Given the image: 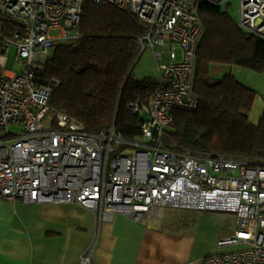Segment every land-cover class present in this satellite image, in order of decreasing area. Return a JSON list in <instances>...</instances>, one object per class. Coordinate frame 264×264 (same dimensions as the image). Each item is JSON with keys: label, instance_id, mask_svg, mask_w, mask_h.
Wrapping results in <instances>:
<instances>
[{"label": "built area", "instance_id": "2783aa9c", "mask_svg": "<svg viewBox=\"0 0 264 264\" xmlns=\"http://www.w3.org/2000/svg\"><path fill=\"white\" fill-rule=\"evenodd\" d=\"M200 1L0 0V198L72 204L99 225L123 215L151 227L168 208L235 211L237 229L188 264H264V165L177 151L164 141L174 112L200 105L194 92L205 33ZM87 2L115 6L147 24L136 64L152 53L156 67L147 78L157 88L129 106L142 116L134 139L116 121L91 133L50 104L60 80L46 75V63L58 45L80 37ZM240 14V26L264 39V0H241ZM17 64L20 74L13 72ZM95 245L76 255L81 264H93Z\"/></svg>", "mask_w": 264, "mask_h": 264}, {"label": "trees", "instance_id": "16d2710c", "mask_svg": "<svg viewBox=\"0 0 264 264\" xmlns=\"http://www.w3.org/2000/svg\"><path fill=\"white\" fill-rule=\"evenodd\" d=\"M205 33L196 62L195 111L177 110L175 124L164 135L177 151L264 165V113L252 112L259 93L236 75L219 76L216 65H238L264 73V39L246 31L228 9L201 0ZM148 32L142 19L112 5L87 2L80 37L58 45L46 63L48 77L60 80L51 106L65 111L91 133H101L116 121L127 139L141 135L140 114L130 104L157 88L151 79L134 77L140 38Z\"/></svg>", "mask_w": 264, "mask_h": 264}, {"label": "crops", "instance_id": "0c3cea01", "mask_svg": "<svg viewBox=\"0 0 264 264\" xmlns=\"http://www.w3.org/2000/svg\"><path fill=\"white\" fill-rule=\"evenodd\" d=\"M155 67L153 55H144L134 67V77L144 80ZM215 214L201 216L198 229L208 228L212 219L217 225ZM230 227L237 229V219ZM198 240L195 234L170 230L168 212L151 227L123 215L99 225L89 210L72 204L0 198V264H81L76 255L94 241L93 264H188L216 246L204 244V234Z\"/></svg>", "mask_w": 264, "mask_h": 264}, {"label": "rangeland", "instance_id": "374dc122", "mask_svg": "<svg viewBox=\"0 0 264 264\" xmlns=\"http://www.w3.org/2000/svg\"><path fill=\"white\" fill-rule=\"evenodd\" d=\"M225 9H228L233 17L240 22L241 14V0H229V2L223 5ZM60 31H54L52 34H59ZM152 54L150 51L145 53V56ZM182 52L179 50V58H181ZM17 56L16 47H12L10 50L9 57L15 58ZM48 58H42L43 61H46ZM167 54H164L163 62H168ZM23 66L17 64L13 68L14 73H22ZM213 71L215 74L220 77L224 74H234L237 78L244 83L245 85L255 89L258 93V99L255 105V108L252 112V121H258L264 113V73L257 72L253 69L238 66V65H216L213 66ZM168 228L170 230L177 229L179 231L183 230L187 234L195 236L201 241L202 234H204L205 240L202 242L205 243H216L220 239L225 238L233 233L230 229L231 225L235 223L237 219V213L235 211H215V210H202V209H183V208H168ZM211 213H216L218 221L217 225L213 224V219L210 221L208 228L203 229L202 231L198 229L199 223L201 222V216L206 215L208 218H211ZM222 216V217H219ZM233 248H224L223 252L234 251ZM221 250H217L216 253H219Z\"/></svg>", "mask_w": 264, "mask_h": 264}, {"label": "bare ground", "instance_id": "6f19581e", "mask_svg": "<svg viewBox=\"0 0 264 264\" xmlns=\"http://www.w3.org/2000/svg\"><path fill=\"white\" fill-rule=\"evenodd\" d=\"M162 219H163V217H162V216H158V217L156 218V220H157L159 223H161V222H162Z\"/></svg>", "mask_w": 264, "mask_h": 264}]
</instances>
